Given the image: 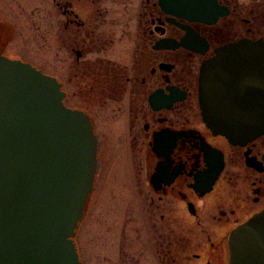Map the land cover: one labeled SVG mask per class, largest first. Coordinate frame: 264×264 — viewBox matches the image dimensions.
I'll use <instances>...</instances> for the list:
<instances>
[{"label":"flooded vegetation","instance_id":"af4514ba","mask_svg":"<svg viewBox=\"0 0 264 264\" xmlns=\"http://www.w3.org/2000/svg\"><path fill=\"white\" fill-rule=\"evenodd\" d=\"M49 1L0 0V59L49 74L28 45L40 62L51 48L55 65L67 67L54 77L64 104L63 79L87 106L106 171L119 169L107 188L123 194L118 235L107 234L96 264H231V234L264 210V135L236 145L214 134L197 82L220 46L264 41V0H216L227 14L213 24L170 15L159 0ZM92 105L124 121L100 139Z\"/></svg>","mask_w":264,"mask_h":264},{"label":"water","instance_id":"95a60500","mask_svg":"<svg viewBox=\"0 0 264 264\" xmlns=\"http://www.w3.org/2000/svg\"><path fill=\"white\" fill-rule=\"evenodd\" d=\"M162 11L213 24L216 0H159ZM202 62L203 123L232 144L264 135V41L240 39ZM60 84L0 59V264H79L75 229L96 171L88 116L66 107ZM158 98L155 93L150 104ZM231 264H264V210L230 237Z\"/></svg>","mask_w":264,"mask_h":264},{"label":"rangeland","instance_id":"374dc122","mask_svg":"<svg viewBox=\"0 0 264 264\" xmlns=\"http://www.w3.org/2000/svg\"><path fill=\"white\" fill-rule=\"evenodd\" d=\"M45 7L49 8V4L50 1L46 0L45 2ZM35 7V5L31 6L28 8L29 10L33 9ZM28 48L30 49V53L32 54V57H30V61L37 67H39L40 69L44 70L46 73H49L47 75H50L52 77H57V72H59V69L61 68V72L64 70H66L67 67H58L55 65V62L53 60V56H52V50L45 49L44 52V62H40L37 57H36V53L38 52V49L35 45H28ZM29 59V58H28ZM64 72V71H63ZM66 72H64L65 74ZM68 73V72H67ZM66 77V75H65ZM63 84V89L65 92L68 93V97L66 98V105L67 107H76V109H84V106L87 107L82 101H80L79 99H73L71 98L70 95V91L72 90L71 85L69 84V81H65L63 79V81H61ZM94 106V107H93ZM92 108V110H91ZM89 110L87 109L86 111H91L92 114V118L95 121V131L96 133H98L100 135V139H102V134H105L107 131L111 132V129H109L107 127L108 126L111 127V123H115V125L118 122H122L124 121L123 119H119L117 117L114 116L115 114L113 113H108L106 114V112H103L99 109L96 108V105H92ZM86 113V112H85ZM90 115V114H89ZM106 116H109L106 117ZM113 140V139H112ZM99 147V146H98ZM104 145H102V147H100L101 149V153L103 154V148ZM100 151L97 150L96 155L98 156V153ZM99 154L98 156V162L99 165L101 166L100 168H98V164L96 166V172H95V181L93 184V191L89 193L87 199V204L85 205L84 208V214L83 217L80 219L79 221V225L78 228L76 229V235H75V245H76V249L78 252V256H79V260L81 264H86V259H87V253L89 251L91 254H93V264H96V255H100L103 253L104 250V245L106 243V237L107 234H109V238L110 240L113 239V235H115V238L118 235V226L120 224V209L119 207L122 206V196L120 193H107V188L108 186L111 184V178L114 179V182L112 183L113 186L116 185V178L118 176V172L119 169L118 168H114L112 170H109L108 172L106 171V162H104V159L102 158L103 155ZM113 165H117L116 163ZM112 165V167H113ZM110 174V175H109ZM97 177V178H96ZM111 187V185H110ZM109 187V188H110ZM109 195V200H105L108 199ZM126 201L128 202L131 199V196L126 195ZM103 201H106L107 203L103 204ZM119 205V207H118ZM91 212V214H90ZM89 213V214H88ZM92 219V220H91ZM90 224H93V227L90 226ZM89 226L91 228V231L89 229ZM109 227V232H106V229H108ZM112 230V231H111ZM91 237H93L94 239V243H93V247L92 248H87L88 245V240ZM89 246V245H88ZM86 249L88 250L86 253ZM88 264V263H87Z\"/></svg>","mask_w":264,"mask_h":264}]
</instances>
